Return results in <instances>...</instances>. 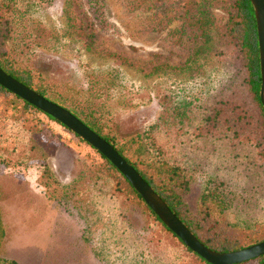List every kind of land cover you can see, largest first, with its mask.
<instances>
[{"label":"trees","instance_id":"16d2710c","mask_svg":"<svg viewBox=\"0 0 264 264\" xmlns=\"http://www.w3.org/2000/svg\"><path fill=\"white\" fill-rule=\"evenodd\" d=\"M77 1L63 0L59 17L69 23L61 32L62 24L35 18L46 0H0V68L110 143L206 247L224 252L264 240V107L250 1L228 0L219 33L214 0L127 1L128 12L145 14L147 28L164 31L167 43L182 49L185 58L155 64L148 74L160 79L129 88L113 69L84 63L85 89L55 78L34 52L72 35L81 48L93 47L95 34L86 31L88 26H74ZM80 1L89 27L112 28L105 0ZM105 56L125 62L119 53ZM152 98L159 106L155 120L123 131L113 105L131 107ZM37 112L0 85V165L39 161V185L76 212L83 224L81 239L94 257L102 264H210L166 228L93 147L95 157L84 161L69 182H58L45 161L55 146L43 138L49 128L33 117ZM104 201L112 207L107 216ZM238 202L244 206L235 209ZM237 209L244 215L236 216ZM0 264H18L7 255L1 216ZM235 264H264V253Z\"/></svg>","mask_w":264,"mask_h":264},{"label":"rangeland","instance_id":"374dc122","mask_svg":"<svg viewBox=\"0 0 264 264\" xmlns=\"http://www.w3.org/2000/svg\"><path fill=\"white\" fill-rule=\"evenodd\" d=\"M127 1L129 0H105L108 20L113 25L107 31L97 30L91 25L89 27L90 20L82 2H74V26H88L86 31L95 34L93 47L85 50L75 42L76 36H64L62 41L47 47H36V58L47 64L48 71L55 78L78 89H85L86 86L84 63L95 68L113 69L120 77L122 86L127 88L128 85L147 86L157 78L160 79L156 73L148 74L152 66L160 62L178 64L186 54L182 49L167 43L164 31H150L146 26L145 14L128 12L124 8ZM46 2L39 8L35 18L62 24V32L64 24L69 23L59 17L63 0ZM211 5L219 33L227 16L228 0H214ZM175 23L176 21L172 22ZM68 38L72 40H67ZM106 52L119 53L125 58V62L122 63L120 59L113 61L111 57L105 56ZM158 111L155 98L131 107H122L116 103L112 108L123 131L147 127L155 120ZM33 117L49 128L43 138L55 146L54 151H47L45 161L58 182H69L81 169L84 161L95 157L94 151L90 145L80 142L78 136L48 119L44 113L37 112ZM40 170L41 164L36 160L23 166L0 165V216L5 230L7 255L18 264H102L82 241L83 224L76 212L50 198L39 185ZM253 192L254 188L249 189L246 196ZM261 201L260 198L258 202ZM102 203L105 216L113 213L110 203ZM242 206L244 204L238 202L235 209ZM121 212L126 216L124 208ZM237 214L244 215V212L237 209L236 216Z\"/></svg>","mask_w":264,"mask_h":264},{"label":"water","instance_id":"95a60500","mask_svg":"<svg viewBox=\"0 0 264 264\" xmlns=\"http://www.w3.org/2000/svg\"><path fill=\"white\" fill-rule=\"evenodd\" d=\"M253 9L258 48L259 98L264 107V0H249ZM0 85L13 95L31 104L42 113L52 117L81 140L103 155L128 181L145 205L157 216L181 242L192 252L210 264H235L264 253V240L245 247L216 251L203 245L188 228L167 207L160 196L147 184L139 173L102 137L80 121L69 110L51 101L20 81L14 79L0 68Z\"/></svg>","mask_w":264,"mask_h":264}]
</instances>
